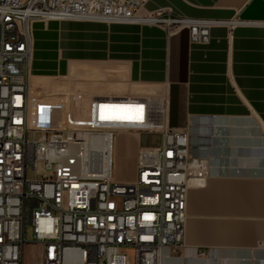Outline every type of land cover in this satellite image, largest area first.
I'll return each mask as SVG.
<instances>
[{
	"label": "built area",
	"instance_id": "1",
	"mask_svg": "<svg viewBox=\"0 0 264 264\" xmlns=\"http://www.w3.org/2000/svg\"><path fill=\"white\" fill-rule=\"evenodd\" d=\"M147 1L0 0V264H22L26 242L38 245V264H165L187 248L186 193L204 184L208 163L191 153L187 130L167 126L165 98L29 86L36 20L152 23L186 29L193 43L217 24L264 26L149 13ZM121 133L136 140L127 181L113 175ZM140 133L159 141L141 144Z\"/></svg>",
	"mask_w": 264,
	"mask_h": 264
},
{
	"label": "crops",
	"instance_id": "2",
	"mask_svg": "<svg viewBox=\"0 0 264 264\" xmlns=\"http://www.w3.org/2000/svg\"><path fill=\"white\" fill-rule=\"evenodd\" d=\"M144 10L264 22V0H148ZM51 21L52 68L86 76L84 90L67 93L162 96L167 126L187 130L191 153L208 163L204 184L186 193L187 248L165 264H210L216 256L220 264H264V26L217 24L207 41L193 43L186 29L168 33L152 23ZM40 51L35 43L32 93L47 70ZM138 137L159 141L156 134ZM196 250H208L209 258Z\"/></svg>",
	"mask_w": 264,
	"mask_h": 264
},
{
	"label": "rangeland",
	"instance_id": "3",
	"mask_svg": "<svg viewBox=\"0 0 264 264\" xmlns=\"http://www.w3.org/2000/svg\"><path fill=\"white\" fill-rule=\"evenodd\" d=\"M51 20H36L32 24V54L34 52L35 43L41 48L40 57L43 63L46 64L47 70L42 74L43 77H37V85L35 87V94H45L46 92L59 91L69 92L76 90H84L87 86L86 76L82 72L75 76L73 68L71 67L64 74L61 71H56L52 67L55 64L52 50V39L56 32L49 28ZM32 63V61H31ZM68 64V63H67ZM67 64L64 63V69ZM31 67V64H30ZM141 144L150 143L148 137L140 140ZM136 140L127 135H119L113 141V175L118 181H127L132 178L135 166ZM26 240L29 241L30 232L25 233ZM39 247L36 243L26 242L23 247L22 264H38ZM129 256H131V251ZM183 251H177L176 255L181 256ZM200 259L209 258L208 252L196 253ZM210 264H220V257L209 258Z\"/></svg>",
	"mask_w": 264,
	"mask_h": 264
},
{
	"label": "bare ground",
	"instance_id": "4",
	"mask_svg": "<svg viewBox=\"0 0 264 264\" xmlns=\"http://www.w3.org/2000/svg\"><path fill=\"white\" fill-rule=\"evenodd\" d=\"M30 61H31V59H30ZM30 65V64H29ZM28 71H29V69H28Z\"/></svg>",
	"mask_w": 264,
	"mask_h": 264
}]
</instances>
